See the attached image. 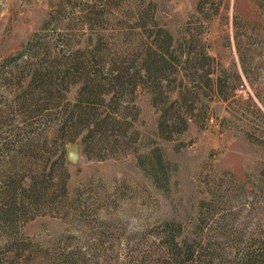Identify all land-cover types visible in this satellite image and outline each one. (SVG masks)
<instances>
[{
    "label": "rangeland",
    "instance_id": "rangeland-1",
    "mask_svg": "<svg viewBox=\"0 0 264 264\" xmlns=\"http://www.w3.org/2000/svg\"><path fill=\"white\" fill-rule=\"evenodd\" d=\"M8 58L0 264H43L61 247H91L87 215L124 233L174 220L188 231L204 204L234 210L264 180V0H5L0 63ZM67 58L108 78L127 73L116 83L122 98L94 107L106 116L125 106L121 116L93 121L89 136L55 120L84 78L74 76L59 101L61 90L35 75Z\"/></svg>",
    "mask_w": 264,
    "mask_h": 264
},
{
    "label": "trees",
    "instance_id": "trees-1",
    "mask_svg": "<svg viewBox=\"0 0 264 264\" xmlns=\"http://www.w3.org/2000/svg\"><path fill=\"white\" fill-rule=\"evenodd\" d=\"M159 57L161 55L157 56L154 52V68L161 73L163 69L158 65L160 61L155 60ZM11 66V58L5 59L0 63V72ZM184 68L188 78L193 80L194 75L187 69L188 65ZM35 75H38L41 85L53 86V92L54 86L61 90L57 89L59 101L66 99L65 93L69 91L74 76L84 78L85 85L78 88L75 101H67L65 108L58 106L56 109L55 120L58 119L64 132L72 126L81 125L82 128L89 129V136L94 127L91 125L93 121L97 126L109 119L116 122L125 109V106L120 108L117 105L106 116L96 115L94 111L96 105L122 98L124 90L119 88L123 87L124 82L121 85L116 83L127 76L125 72L108 78L102 70H94L92 64H78L76 67L67 58L51 69L46 67L36 70ZM109 83L113 85H102ZM135 86L129 85V88L133 90ZM44 87L42 91L47 90ZM32 100H35V96ZM86 138L83 137L82 140L85 141ZM23 140L28 141V138H18V142ZM18 142H11V146L6 149V156L16 153L15 146ZM263 182L264 180L256 185L249 199L234 210L213 213L216 203L204 204L208 210L197 216L192 229L188 231L183 223L174 220L124 233L123 227L120 229L116 226L112 229L108 222L101 221L94 215H87L85 223L91 228V236L95 240L91 247H61L49 254L43 264H264Z\"/></svg>",
    "mask_w": 264,
    "mask_h": 264
},
{
    "label": "water",
    "instance_id": "water-1",
    "mask_svg": "<svg viewBox=\"0 0 264 264\" xmlns=\"http://www.w3.org/2000/svg\"><path fill=\"white\" fill-rule=\"evenodd\" d=\"M5 0H0V8L3 7ZM66 152L69 159H73L77 153V147L75 145L67 146Z\"/></svg>",
    "mask_w": 264,
    "mask_h": 264
}]
</instances>
